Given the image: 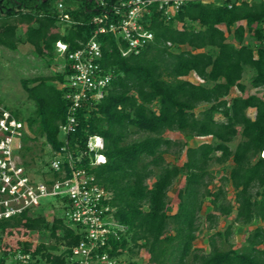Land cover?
Returning <instances> with one entry per match:
<instances>
[{"label": "trees", "instance_id": "obj_1", "mask_svg": "<svg viewBox=\"0 0 264 264\" xmlns=\"http://www.w3.org/2000/svg\"><path fill=\"white\" fill-rule=\"evenodd\" d=\"M118 1L105 0L107 9ZM58 2L69 21L60 20ZM163 7L151 5L147 27L153 38L137 53L122 55L123 40L110 31L97 33L101 66L112 77L97 101L78 109L75 129L66 135L68 147L82 150L89 134L103 137L105 161L91 166L84 155L77 165L110 191L114 218L126 226L119 238L110 239L111 253L127 264H136L140 249L148 253L147 264H264V95L243 94L242 82L248 67L249 84L264 88V0H188L169 19ZM101 11L95 0H0V46L15 50L29 43L33 54L49 59L56 40L67 43V50L81 46L96 29L91 17ZM63 61V69L51 75L20 79L35 102L24 122L32 132L37 124L51 149L62 143L59 124L67 107L60 84L69 68L66 57ZM190 73L200 80L189 79ZM233 87L237 94H231ZM248 108L254 109L253 117ZM168 131L183 139L167 136ZM132 133L140 136L128 139ZM237 134L232 148L229 142ZM194 137L214 140L190 145ZM34 138L26 133L21 138L24 165L31 149L26 142ZM225 162L229 170L210 188V165ZM181 170L184 183L173 199L168 189ZM203 205L209 226L217 214L233 210L235 222L256 218L261 223L241 247L215 242L227 239L230 224L214 230L205 252L193 244ZM42 209L0 219V264H77L69 258L81 237L77 228L63 213L47 218ZM37 232L51 241H36ZM16 251L29 254L27 263L13 258Z\"/></svg>", "mask_w": 264, "mask_h": 264}, {"label": "built area", "instance_id": "obj_2", "mask_svg": "<svg viewBox=\"0 0 264 264\" xmlns=\"http://www.w3.org/2000/svg\"><path fill=\"white\" fill-rule=\"evenodd\" d=\"M95 1L102 11L91 17V22L96 24L93 34L74 50H67V43L61 40L55 41L54 50L68 60L69 73L60 84L67 107L65 118L59 124L62 143L58 149H51L40 176L32 175L22 163L21 138L26 133L23 121L0 104V219L52 204L42 203L44 197L59 199L65 219L81 235L71 247V261L77 264H127L125 257L111 253L110 239L119 238L126 226L114 218L110 191L103 188L86 167L77 165L84 155L88 156L91 166L105 161L100 152L104 147L103 137L89 134L85 148L73 151L68 147L66 135L74 131L81 105L97 101L112 77L111 72L101 66V43L97 33L110 31L123 40L126 46L120 49L122 55L137 53L153 38L147 27L151 5L161 3L163 16L169 19L188 0H119L109 9L105 0ZM62 7V2H58L60 20L69 21L68 15L61 11ZM260 156L264 157V147ZM13 258L27 263L29 254L16 251Z\"/></svg>", "mask_w": 264, "mask_h": 264}, {"label": "rangeland", "instance_id": "obj_3", "mask_svg": "<svg viewBox=\"0 0 264 264\" xmlns=\"http://www.w3.org/2000/svg\"><path fill=\"white\" fill-rule=\"evenodd\" d=\"M23 25L18 27L21 31ZM31 45L29 43H19L15 50L8 49L6 47L0 46V104L5 106L8 109L17 111L18 118L23 120L24 129L26 134L30 136H35L33 140H29L26 144L31 146V149L25 153L26 166L30 173L34 176H40L41 171L46 168V163L49 157L51 156V147L44 139V136L39 135L36 131L37 124L33 125L35 132H32L28 129L26 123L24 122V117L31 115L35 110V102L28 98L26 92L21 86L20 79L22 77H32L35 75H51L54 71L62 69L64 64L63 55L54 50V54L51 58H42L36 56L31 52ZM251 69L249 68L242 75V81L246 85L243 94L256 93L258 95H264L263 87H252L249 84V75ZM188 78L193 79L194 81L200 80L193 73L187 75ZM238 91L234 87L231 90V94H237ZM247 114L249 116L254 115V110L252 108L247 109ZM167 136L172 138H179L182 135L177 131H168L165 133ZM140 136L139 133H132L128 136V139L135 138ZM181 139H183L181 137ZM214 140L211 137H194L189 140L190 145H196L197 143L203 140ZM239 140V134L229 142L230 147H234L235 143ZM20 155V153H19ZM21 156V155H20ZM167 158H170L167 155ZM184 159L182 154L181 158L177 160V163H180ZM229 162L224 164L212 163L210 169L213 173V178L209 181V187L215 189L219 184L220 175L222 173H227L229 170ZM224 167L225 171L221 168ZM184 183V171L181 170L178 176L174 179L173 183L168 189V195L170 198L175 199L176 191ZM224 187L227 189V198L232 200V190L229 184L224 183ZM50 202L52 204L44 206L42 212L46 215L47 218H50L54 214L63 213L62 203L59 199L52 197H44L42 203ZM206 205H203V208L200 211L199 216V228L197 230V237L193 241V244L203 251H208L210 248L208 235H210L214 230L218 228H225L228 224L231 225L230 234L227 239L222 237H216L215 242L219 247H241L246 243V236L249 232L253 230L255 226L261 223L259 219H253L250 223H240L233 221L234 210L229 215H219L217 214V219L215 223H212L209 226V221L205 219ZM36 241L42 240L45 242L51 241L47 236H41L37 232L34 236ZM136 264H147L148 253L140 249L139 252L135 255Z\"/></svg>", "mask_w": 264, "mask_h": 264}, {"label": "crops", "instance_id": "obj_4", "mask_svg": "<svg viewBox=\"0 0 264 264\" xmlns=\"http://www.w3.org/2000/svg\"><path fill=\"white\" fill-rule=\"evenodd\" d=\"M217 2H220L221 0H216ZM177 25H180V23H178ZM247 39L248 40H251V38L250 37H247ZM249 68L248 67H246L245 68V70H244V72L246 71V70H248ZM244 72H243V74H244ZM252 72V71H251ZM194 74V73H193ZM251 74V73H250ZM198 78V77H197ZM190 79V78H189ZM191 80H193V79H191ZM194 81V80H193ZM196 81H197V79H196ZM243 82V81H242ZM255 88H258V87H255ZM249 109V108H248ZM254 110V109H253ZM254 113H255V111H254ZM254 116V115H253ZM253 116H251V117H253Z\"/></svg>", "mask_w": 264, "mask_h": 264}]
</instances>
